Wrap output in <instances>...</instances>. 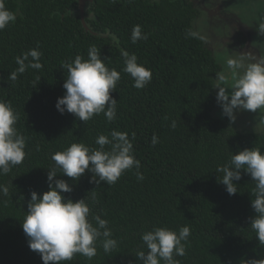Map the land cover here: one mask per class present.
I'll list each match as a JSON object with an SVG mask.
<instances>
[{
	"label": "trees",
	"instance_id": "16d2710c",
	"mask_svg": "<svg viewBox=\"0 0 264 264\" xmlns=\"http://www.w3.org/2000/svg\"><path fill=\"white\" fill-rule=\"evenodd\" d=\"M4 2L17 18L0 31V100L19 114L15 127L25 137L26 157L0 175V185L9 189L7 196L0 193V264H43L29 249L22 228L31 193L42 196L50 190L54 153L73 143L98 149L96 139H110L114 130L128 134L143 180L135 168L112 185L94 183L91 172L73 180L57 170L55 179L73 188L62 195L74 202L86 199L91 214L108 221L118 247L105 253L100 240L93 258L76 254L62 264H142L137 253L148 251L143 233L156 227L178 232L184 226L191 234L184 242L185 255L174 257L179 264L264 259V244L250 226L256 215L251 206L255 181L242 171L235 182L238 192L230 196L218 180L223 173L217 169L239 151L259 148L264 154V131L239 130L217 113L215 77L223 68L195 26L202 18L208 23L212 12L202 11L196 0H94L82 17L80 0ZM136 25L147 39L133 44ZM92 45L107 58L106 67L121 74L112 93L118 103L111 122L103 113L83 122L56 108L66 93L64 64L77 55L87 59ZM37 48L41 69L28 67L15 81L9 79L19 67L17 57ZM123 51L151 70L145 88L133 87L131 76L123 72Z\"/></svg>",
	"mask_w": 264,
	"mask_h": 264
},
{
	"label": "clouds",
	"instance_id": "9594fccd",
	"mask_svg": "<svg viewBox=\"0 0 264 264\" xmlns=\"http://www.w3.org/2000/svg\"><path fill=\"white\" fill-rule=\"evenodd\" d=\"M16 18V14L6 8L4 0H0V31L14 23ZM260 31L264 33V25L260 26ZM188 35L196 37L197 33L189 32ZM146 39L147 35L142 33L141 26H134L132 43ZM122 56L125 65L123 72L131 76L133 87L143 89L150 84L151 70L139 64L135 54L123 51ZM22 57H17L19 67L9 75L13 81L28 67L36 70L42 67V53L38 48L29 50ZM106 59L92 45L87 59L77 55L73 61L64 64L68 72L63 84L66 93L58 98L56 104L61 114H73L83 122L101 113L109 122L116 118L118 102L112 93L116 91L121 74L115 68L106 67ZM226 68L229 72H218L215 77V89H218L216 101L222 114L234 123L238 111L255 113L258 109H264V59L245 63L243 56L229 58ZM230 77L231 92L225 86ZM18 120L19 114L11 103L0 100V175L10 173L12 167L20 165L26 157L25 137L15 127ZM110 135V139L105 135L96 139V144L100 146L98 149L89 148L84 143H73L67 150L54 153L52 160L55 166L48 171L50 190L42 196L35 191L31 193L22 228L29 249L41 256L43 264H62L71 261L76 254L91 259L97 254V241L100 240L105 253L117 249L118 241L112 238L108 221L99 215L93 216L86 199L74 202L62 195L71 193L73 188L65 180L55 179L57 170L73 180L91 172L94 174V183L106 182L112 185L126 171L135 168L137 178L143 180V175L138 171L141 163L133 154V143L128 134L114 130ZM152 143H158L155 135ZM106 145L111 146L110 151L105 150ZM217 171L223 173L218 180L226 186L230 196L238 192L235 182L242 179V171L255 181V199L251 206L256 215L250 226L256 232L259 242L264 244V154L259 148L244 149L232 155L230 163L219 167ZM8 191V187L0 185V193L7 196ZM190 234L188 226L180 228L178 232L156 227L142 234L141 239L148 251H139L137 258L142 264H161L162 261L164 264H179L174 257L185 255L184 242ZM248 264H264V259H250Z\"/></svg>",
	"mask_w": 264,
	"mask_h": 264
},
{
	"label": "rangeland",
	"instance_id": "374dc122",
	"mask_svg": "<svg viewBox=\"0 0 264 264\" xmlns=\"http://www.w3.org/2000/svg\"><path fill=\"white\" fill-rule=\"evenodd\" d=\"M196 5L202 11L214 12V24L202 18L195 26L202 41L215 53L223 71L229 72L226 68L229 58L243 56L245 63L264 59V33L260 31V26L264 25V0H196ZM231 84L230 77L225 85L229 92ZM217 113L226 117L219 106ZM235 125L242 131L263 132L264 109L255 113L238 111Z\"/></svg>",
	"mask_w": 264,
	"mask_h": 264
},
{
	"label": "water",
	"instance_id": "95a60500",
	"mask_svg": "<svg viewBox=\"0 0 264 264\" xmlns=\"http://www.w3.org/2000/svg\"><path fill=\"white\" fill-rule=\"evenodd\" d=\"M94 0H80V9H81V15L84 17L85 11H86V5L89 2H92Z\"/></svg>",
	"mask_w": 264,
	"mask_h": 264
},
{
	"label": "flooded vegetation",
	"instance_id": "af4514ba",
	"mask_svg": "<svg viewBox=\"0 0 264 264\" xmlns=\"http://www.w3.org/2000/svg\"><path fill=\"white\" fill-rule=\"evenodd\" d=\"M213 15H214V12H212V18L209 17V19H210V24H214V23H215V19H214Z\"/></svg>",
	"mask_w": 264,
	"mask_h": 264
}]
</instances>
